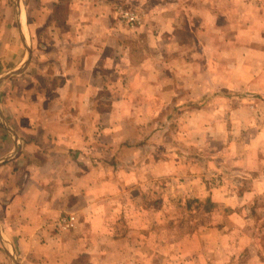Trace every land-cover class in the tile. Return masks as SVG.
<instances>
[{
  "label": "crops",
  "instance_id": "0c3cea01",
  "mask_svg": "<svg viewBox=\"0 0 264 264\" xmlns=\"http://www.w3.org/2000/svg\"><path fill=\"white\" fill-rule=\"evenodd\" d=\"M17 1L0 0V52L7 32L20 52L0 75L24 67L23 41L31 59L22 73L0 80L13 91L20 141L0 163V264H14L11 251L18 264H232L239 256L184 258L182 239L167 247V227L124 221L135 190L162 181L181 186L183 160L195 161L184 156L192 147L168 143L176 131L159 123H167L169 107H185L192 128L207 142L219 139L223 154H261L252 170L256 195L264 192V0H23L19 15ZM123 6L140 11L142 23L130 28ZM237 99L246 102L240 107ZM216 106H228V117H217ZM2 127L0 159L13 150ZM208 185L192 195L229 209L231 196ZM232 208L228 217L240 226L236 233L222 227L220 246L263 250L260 238L243 239L247 211ZM69 216L73 225L59 226ZM198 234L205 249L208 235ZM263 258L257 252L246 264Z\"/></svg>",
  "mask_w": 264,
  "mask_h": 264
},
{
  "label": "rangeland",
  "instance_id": "374dc122",
  "mask_svg": "<svg viewBox=\"0 0 264 264\" xmlns=\"http://www.w3.org/2000/svg\"><path fill=\"white\" fill-rule=\"evenodd\" d=\"M27 1L28 3L35 2L34 0ZM124 8L131 9L128 7ZM138 13L141 14L140 11ZM0 27L2 28L3 26ZM5 27L7 28V25H5ZM4 40L2 51L0 52V72L4 71L8 66L16 64L20 56V52H18L15 47L16 41L14 40V36L12 34L10 36V32L6 33ZM236 55L239 57V54ZM237 57H234L233 55L231 56L232 61L235 63L232 64V66L239 65L237 63ZM11 89H13V87H11ZM232 92L238 94L236 98L239 96L243 98L245 96L242 91ZM8 93L13 94V91L10 92L6 90L3 85L0 88V103L2 104V109L6 114V117L8 118L10 127L15 130L13 122V103L10 104L8 101ZM236 98H232V100ZM236 102H238V106L241 107L246 101L244 99H237ZM169 108L164 111L167 116V123H159L166 125L170 131H176L174 135H176L177 138H169L168 143L170 142L172 147H180L187 152H189L192 147L193 154H187L184 152V156H192L195 158V161L193 162V165H191L189 158L183 160L181 186L174 187L172 185H164V182L162 181L160 184L154 183L150 188L142 187L140 190H135L134 195L136 202H134V199L132 203H127L130 208L126 213L124 224L127 227H131L135 225L137 226L142 222L148 224L149 221V224L153 227H157L159 224L160 226L167 227V235L169 240H171L170 242H167V247L174 245V242L178 243V241L182 239L184 258H190L191 252L218 261L224 260L228 256H232V259L239 256L235 261H232V264H246L249 260L255 257L257 252H264V248L260 251L256 250L255 246H247L246 248L249 250L240 247L243 251L239 250L237 252H234L230 247H225V249H223L220 246V230L222 227H230L229 229L232 228L231 231L235 229L233 232L236 233V231H238L236 226H240V224H238L239 218H233L234 214L231 213L230 217H228V211L237 210L232 207H244L247 211L246 213L248 214V217L244 219L247 221V224L245 225L246 232L243 239L254 243V239L257 240V238H260L262 243H264V192L256 195V190L254 191L256 173L252 170L259 162L261 154L255 152L248 156L238 154L239 152L223 154L220 152L222 150L220 149L221 141L219 139L207 142L206 139L202 137L201 131L192 128L194 126H191L189 114H187L189 117L183 115L186 112L185 107H183V111ZM222 109L226 111L228 106H216L214 109L215 115L220 118L228 117L226 115L227 113L223 112ZM0 129L4 130L1 124ZM8 140L9 136L7 134V141ZM238 147L239 146H237L236 149H238ZM211 151H219L221 154L215 153L216 155H212ZM212 162H214V166L210 168ZM245 167H248L252 172L243 170ZM192 177L198 180L202 187L198 185L191 186L187 179ZM209 181L216 186L213 187V189H217L220 196H222L223 193H227L228 196H231L232 199L228 204L230 207L229 209H225V211L221 210L215 205V202L210 200L201 201L199 198L193 196L194 193L200 191L202 193V190L208 188ZM159 190H162L163 194H159ZM214 197H216V195ZM244 197H246V202H240L239 198L242 200ZM133 206L139 208L141 213L139 214L135 212L134 208H131ZM162 209L164 210V213H162ZM196 231H199V234L204 233L205 235H208L206 238L208 243L205 246V249L198 247L200 244L199 239L194 240ZM231 231L229 237L233 236L231 234L233 232ZM234 236L237 237V235ZM229 242L238 243V240L233 238ZM194 243L196 244L195 247H191ZM208 247H210V249ZM171 249L173 248H166V256L168 258L173 254ZM262 261L264 263V258Z\"/></svg>",
  "mask_w": 264,
  "mask_h": 264
},
{
  "label": "water",
  "instance_id": "95a60500",
  "mask_svg": "<svg viewBox=\"0 0 264 264\" xmlns=\"http://www.w3.org/2000/svg\"><path fill=\"white\" fill-rule=\"evenodd\" d=\"M22 3H23V0H18L17 1L16 9H17V14L18 15H19V10L22 7ZM17 18L18 19H17V26L16 27H17L18 33L21 34L22 30H21V25H20V18L19 17H17ZM22 45L26 49V55H27L24 67H22L21 69L11 70V71H8L6 73L1 74L0 75V80L8 78V77H10L12 75L20 74L27 68V66L29 64V61L31 59V49H30V47L28 45H26L24 43V41L22 42ZM0 122L5 127V129L8 131V134H9V136H10L12 142H13V150H12V152L10 153V155L5 156L2 159H0V163H2V162H5V161L9 160L10 158H12L13 156L16 155V153H17V151H18V149L20 147V141L17 138L16 134L14 133L13 129L10 127L8 121L4 118V115H3L2 111H1V109H0ZM0 231H1V226H0ZM10 254H11L13 260H14V264H18L17 260L15 258L16 255H15L14 251H11Z\"/></svg>",
  "mask_w": 264,
  "mask_h": 264
},
{
  "label": "built area",
  "instance_id": "2783aa9c",
  "mask_svg": "<svg viewBox=\"0 0 264 264\" xmlns=\"http://www.w3.org/2000/svg\"><path fill=\"white\" fill-rule=\"evenodd\" d=\"M120 17L126 22L129 27H137L142 23V14L133 9H127L124 7L119 8ZM74 217H64L59 220V226L70 227L73 225Z\"/></svg>",
  "mask_w": 264,
  "mask_h": 264
}]
</instances>
